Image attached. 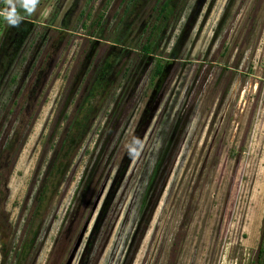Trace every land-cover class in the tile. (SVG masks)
Segmentation results:
<instances>
[{
  "label": "rangeland",
  "instance_id": "obj_1",
  "mask_svg": "<svg viewBox=\"0 0 264 264\" xmlns=\"http://www.w3.org/2000/svg\"><path fill=\"white\" fill-rule=\"evenodd\" d=\"M25 2L0 0L22 17L0 16L1 156L23 137L0 176V264H255L264 0H175L144 60L156 0H36L31 14ZM84 61L112 63L99 95ZM157 61L168 66L155 84ZM80 112L81 138L40 204Z\"/></svg>",
  "mask_w": 264,
  "mask_h": 264
},
{
  "label": "trees",
  "instance_id": "obj_2",
  "mask_svg": "<svg viewBox=\"0 0 264 264\" xmlns=\"http://www.w3.org/2000/svg\"><path fill=\"white\" fill-rule=\"evenodd\" d=\"M174 6H175V0H156L155 4L153 6V10L156 11V22L152 23L151 26L148 23L144 27V32L147 29H148V32H147L146 36L144 37V41L140 44V50L142 51L141 59H143V60H144V58L147 59L148 54L152 52L153 45H154L153 39L155 37L154 35H156L155 31L157 33L162 28V26L165 25V23L168 21V19L172 16V14L174 13V9H175ZM92 49H94V48L91 47L90 50L87 52V59L89 58ZM87 59L85 61H87ZM101 60H102V63H104L105 56H103V58ZM85 61L81 65L82 66L81 73H83L85 75H87V74L90 75L91 71H93L92 75L94 76V80H95L96 76L99 75L97 77V80L94 81V84H93V86H91V90H90L92 92L93 96H96L97 94L99 95V94H101V91L104 90L103 87L106 86V84L108 83L106 81V84H104V81L107 79V74H110L112 72V71H110L111 70L110 66L112 63L110 61L108 67H106V68L101 67L100 69L97 68V65L99 63L98 64L96 63L95 69L91 68V70L88 69V71H87V68H86L87 65H86ZM102 66H103V64H102ZM167 66L168 65L166 62H160V61H157L154 64V69H153V72L151 75V81H153V83L155 82V84H156V81L159 83V81L162 80V77L164 76V73L167 70ZM100 71H102V72H100ZM155 86H157V85H155ZM104 96H105V94L100 96V100H103ZM89 107L90 106L88 104L85 105L84 110H83L84 117L86 116V113L88 112ZM83 114H82V117L78 116L74 119L73 123L71 124L70 130L67 132L64 139L61 141V143L59 145V149L57 150V155H56V158L54 160V165L52 166L51 173L45 179L46 180L45 187L41 191V193L39 194V197H38L40 204L44 201V198H45L44 194L46 192V189L49 186H52L54 184V182L57 180V178L59 177V175L63 171L64 167L66 166L68 159L71 157L74 150L76 149L78 141L80 140L81 135H82V128H83L84 120L81 118H84ZM20 134L21 133L17 134L18 136H16V137L14 135H12L14 140L8 141V142L5 141V144L3 145L2 156L0 154L1 160H2V161H0V176L5 171H7L6 168L9 166L7 163V157H8V154H10V151L12 150V148H14V141H15V143H17V142L21 141L23 138L22 135L20 136ZM41 207L42 206H40V208ZM255 264H264V246H261L258 249L256 259H255Z\"/></svg>",
  "mask_w": 264,
  "mask_h": 264
},
{
  "label": "clouds",
  "instance_id": "obj_3",
  "mask_svg": "<svg viewBox=\"0 0 264 264\" xmlns=\"http://www.w3.org/2000/svg\"><path fill=\"white\" fill-rule=\"evenodd\" d=\"M36 6V0H26L23 7L28 14H31ZM0 16L6 21L9 26L16 27L21 23L22 17L17 14L15 7H10L3 11H0Z\"/></svg>",
  "mask_w": 264,
  "mask_h": 264
},
{
  "label": "water",
  "instance_id": "obj_4",
  "mask_svg": "<svg viewBox=\"0 0 264 264\" xmlns=\"http://www.w3.org/2000/svg\"><path fill=\"white\" fill-rule=\"evenodd\" d=\"M263 223H264V222H263ZM263 229H264V228H263V226H262L261 230L263 231Z\"/></svg>",
  "mask_w": 264,
  "mask_h": 264
}]
</instances>
